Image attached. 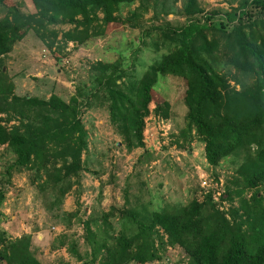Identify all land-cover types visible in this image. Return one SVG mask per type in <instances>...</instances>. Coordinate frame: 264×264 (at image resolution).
Returning <instances> with one entry per match:
<instances>
[{"label": "trees", "instance_id": "1", "mask_svg": "<svg viewBox=\"0 0 264 264\" xmlns=\"http://www.w3.org/2000/svg\"><path fill=\"white\" fill-rule=\"evenodd\" d=\"M29 1L34 11L18 12L13 22L6 0H0V114L4 115L0 116V145L13 154L4 175L7 181L13 169L36 168L46 182L67 181L61 195L69 188V179L81 170L86 149L78 102L75 96L65 101L55 94L46 99L15 95L3 71V57L28 30L47 48L68 42L75 46L102 36L108 24L116 21L120 5L135 1L142 5L143 0ZM181 12L179 27H157L159 45L166 52L145 69L135 87L122 91L115 83L120 77L116 68L101 62L89 67L93 72L90 79L105 90L109 119L116 123L127 146L133 147L142 146V119L158 76L181 79L185 131L203 141L206 164L240 158L234 175L223 184L229 207L217 209L209 193L184 205L150 211L133 205L120 209L122 223L116 235L98 239L92 237L94 233L89 235V221H83L89 255L94 260L103 249L101 264H151L168 245L181 248L186 264H264V0H239L215 23L211 18L216 11L203 14L198 0H183ZM64 23L72 27L60 31L53 27ZM142 32L149 34L150 27ZM220 65L225 72L218 71ZM3 120L15 123L5 127ZM2 186L0 182V205ZM111 214H102L103 225L110 227L105 220ZM154 228L165 235L156 244ZM28 241V237L10 240L0 227V263L41 264L29 250ZM57 245H64L63 239ZM66 250L78 264H86L73 243Z\"/></svg>", "mask_w": 264, "mask_h": 264}, {"label": "rangeland", "instance_id": "2", "mask_svg": "<svg viewBox=\"0 0 264 264\" xmlns=\"http://www.w3.org/2000/svg\"><path fill=\"white\" fill-rule=\"evenodd\" d=\"M182 1L143 0L142 5L137 1L120 5L114 15L116 21L108 24L106 33L75 46L68 42L47 48L28 30L3 57V71L15 95L46 99L55 94L65 101L75 96L86 131L81 170L69 179V188L61 195L59 191L67 181L46 182L42 171L37 172L36 168L13 169L6 181L4 169L13 160V154L0 145V182L4 190L0 227L10 240L28 237V248L41 264H78L66 250L70 243L86 264H101L104 250L92 260L83 221H89V235L94 233V239L116 235L122 223L120 209L125 211L133 205L145 206L150 211L184 205L191 198L200 200L209 193L217 209L224 211L229 207L222 194L223 184L234 175L240 158L221 159L215 166L206 164L203 141L192 131H185L181 79L167 75L156 79L148 112L142 119L139 147L127 146L120 129L109 119L105 90L90 79L93 72H89V67L101 62L107 68H116L120 77L115 83L122 91L135 87L145 69L166 52L159 45L157 27L176 28L183 23ZM238 1L198 0V6L203 14L216 11L211 18V23H215ZM6 3L13 22L18 12L34 11L29 0ZM53 27L60 31L72 25ZM149 27L150 33L144 35L142 30ZM22 30L23 27L19 31ZM218 71L226 69L220 65ZM13 123L1 121L5 127ZM110 212L105 220L108 227L102 223V214ZM153 231L155 244L158 237L165 238L159 228ZM60 239L62 246L57 245ZM158 253L160 258L151 264H186V255L178 246L165 245Z\"/></svg>", "mask_w": 264, "mask_h": 264}]
</instances>
